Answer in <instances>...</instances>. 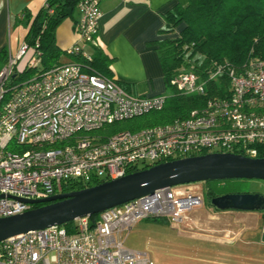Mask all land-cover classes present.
I'll use <instances>...</instances> for the list:
<instances>
[{
    "label": "built area",
    "instance_id": "1",
    "mask_svg": "<svg viewBox=\"0 0 264 264\" xmlns=\"http://www.w3.org/2000/svg\"><path fill=\"white\" fill-rule=\"evenodd\" d=\"M101 1L76 3L80 42L66 51L80 54L83 61L63 60L19 80L16 70L40 63L37 44L23 40L0 67V216L34 206L20 197L62 192L67 181L88 186L97 178L208 151L264 155V58L259 56H250L240 67L225 59L199 71L192 61L183 63L170 78L176 92L206 94V86L218 79L215 86L221 92L168 121L100 131L108 123L160 110L168 97L131 92L89 65L92 53L83 44L98 45ZM221 75L227 79L224 88ZM191 184L156 188L97 212L94 220L76 217L72 232L53 224L5 237L0 240V264H156L146 251L126 246L123 233L143 216L185 218L203 203Z\"/></svg>",
    "mask_w": 264,
    "mask_h": 264
},
{
    "label": "trees",
    "instance_id": "2",
    "mask_svg": "<svg viewBox=\"0 0 264 264\" xmlns=\"http://www.w3.org/2000/svg\"><path fill=\"white\" fill-rule=\"evenodd\" d=\"M48 5H43L31 19L25 40L30 46H35L40 59L39 66L33 67L26 64L22 70L15 73L16 78L31 71L40 72L55 63L63 61L61 55L64 52L56 42L55 28L66 16L72 15L78 0H46ZM52 7V11H49ZM165 24L163 32L171 31L177 24L180 29L177 35L164 37L156 41L159 58L163 69L165 83L171 85L170 78L178 68L186 62L192 61L196 69L210 66L214 61L228 60L229 63L240 67L250 56L264 58V0H186V3L175 4L164 13ZM3 52V51H2ZM1 52V53H2ZM8 54L4 57L7 60ZM3 58V57H2ZM81 60V57H76ZM111 57L100 47L92 52L89 65L94 69L112 75L109 66ZM82 61V60H81ZM222 88L227 86V79L220 76ZM219 82V79H218ZM210 82L206 87V94H181L175 92L167 97L164 107L160 110H151L138 116H149V120L143 125L164 122L175 116L185 115L190 108L199 105L210 94L220 93L215 84ZM172 86V85H171ZM134 117L126 118L127 120ZM117 120L105 126L109 128L105 134L122 128ZM140 125L139 127L143 126ZM130 128L134 129L133 126ZM138 128V127H137ZM264 154L263 152L260 154ZM215 178L206 180L207 193H217V188L211 182L225 180ZM103 179H94L89 185L100 182ZM79 180L67 181L65 190L84 187ZM43 202L35 203L34 206ZM97 213L89 217L94 220ZM67 231L75 230V220L63 223ZM264 240V229L262 233Z\"/></svg>",
    "mask_w": 264,
    "mask_h": 264
},
{
    "label": "rangeland",
    "instance_id": "3",
    "mask_svg": "<svg viewBox=\"0 0 264 264\" xmlns=\"http://www.w3.org/2000/svg\"><path fill=\"white\" fill-rule=\"evenodd\" d=\"M178 27L179 24L168 33H174ZM83 49L90 54L94 46L85 42ZM28 56L21 58L19 64H24ZM3 61L0 58V67ZM34 74L35 70L25 73L19 80ZM121 83L133 92L131 86ZM175 92L176 89L167 84L163 93L169 99ZM149 118L144 115L118 122L122 128H137ZM108 128L105 126L103 131ZM206 183L202 180L191 184L190 188L200 191L205 201L187 211L185 218L172 221L163 216L139 217L131 230L123 233L124 244L146 251L156 264H264V244L260 241L264 210H215L205 196ZM211 184L217 192H264V178H226L213 180Z\"/></svg>",
    "mask_w": 264,
    "mask_h": 264
},
{
    "label": "water",
    "instance_id": "4",
    "mask_svg": "<svg viewBox=\"0 0 264 264\" xmlns=\"http://www.w3.org/2000/svg\"><path fill=\"white\" fill-rule=\"evenodd\" d=\"M14 75V74H13ZM264 178V155L249 156L231 151H208L151 164L121 176L40 198L43 202L21 212L0 216V240L30 229L63 224L76 217L97 213L156 188L215 178ZM3 195L0 193V196ZM216 209H264V192L232 191L214 195Z\"/></svg>",
    "mask_w": 264,
    "mask_h": 264
},
{
    "label": "crops",
    "instance_id": "5",
    "mask_svg": "<svg viewBox=\"0 0 264 264\" xmlns=\"http://www.w3.org/2000/svg\"><path fill=\"white\" fill-rule=\"evenodd\" d=\"M177 3L184 4L186 0L101 1L98 45H92L94 49L100 47L112 58L109 63L112 76L131 86L137 93H160L166 90L156 41L177 35L181 24L176 33L162 31L164 13ZM42 6L43 0H0L2 60L9 50L15 52L25 40L31 19ZM78 17L79 10L75 6L72 15L64 17L55 28L57 45L64 50L62 60L76 57L83 59L80 54L66 51L67 47L80 42L75 29ZM260 241L264 244L262 236Z\"/></svg>",
    "mask_w": 264,
    "mask_h": 264
},
{
    "label": "flooded vegetation",
    "instance_id": "6",
    "mask_svg": "<svg viewBox=\"0 0 264 264\" xmlns=\"http://www.w3.org/2000/svg\"><path fill=\"white\" fill-rule=\"evenodd\" d=\"M207 184V183H206ZM208 185V184H207ZM64 191H67V190H64ZM225 192H232V191H225ZM225 192H217V193H214V194H209V192L207 193V186H206V189H205V196L209 202V205L212 206L215 210H220V209H216L210 202L211 200V197L214 196V195H218V194H222V193H225ZM205 199L203 198V203H204ZM202 203V204H203ZM264 210V209H262Z\"/></svg>",
    "mask_w": 264,
    "mask_h": 264
}]
</instances>
